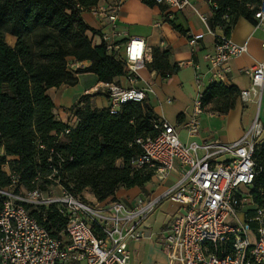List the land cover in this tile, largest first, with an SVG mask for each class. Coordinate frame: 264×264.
<instances>
[{"label":"built area","instance_id":"built-area-1","mask_svg":"<svg viewBox=\"0 0 264 264\" xmlns=\"http://www.w3.org/2000/svg\"><path fill=\"white\" fill-rule=\"evenodd\" d=\"M154 2L167 7L165 14L170 20L174 13L192 7L190 0ZM119 6L115 2L90 10L109 24L110 31L101 36L102 43L108 53L124 63L126 77L133 83L138 78L137 70L150 59V51L143 39L131 37L120 52L121 46L114 41L120 33L116 25ZM254 19L255 29L264 30V0H259ZM211 33L214 52L204 59L212 81L224 83L231 72L230 61L246 53L247 48L235 44L224 33ZM202 39V34L190 35L188 43L196 48ZM245 73L250 77V86L239 93V98L245 103L259 101L264 61ZM199 76L194 77L197 86ZM96 92L107 96L112 114L123 104L141 103L146 97L142 90L122 88L114 82L95 86L93 93ZM196 92L192 116L185 125L192 137L197 134L202 113V91ZM151 125L157 135L136 140L142 155L135 166L153 169L160 179L169 171H180V180L160 198L138 199L132 206L114 199L91 206L60 184L55 177L60 167L50 165L51 174L46 177L52 183L49 192L58 188V195L26 190L19 176L9 171V184L0 187V264H131L127 245L142 239L141 223L163 197L176 201L182 208L158 234L157 242L167 264H264V207L255 204L250 190L257 172L254 151L264 139L262 123L255 118L242 136L231 143L188 145L180 142L175 128L161 117L153 118ZM43 207H52L64 219L57 237L31 213L34 209L45 222Z\"/></svg>","mask_w":264,"mask_h":264},{"label":"trees","instance_id":"trees-1","mask_svg":"<svg viewBox=\"0 0 264 264\" xmlns=\"http://www.w3.org/2000/svg\"><path fill=\"white\" fill-rule=\"evenodd\" d=\"M98 1L0 0V150L4 151L0 154V187L9 184V177L2 170L6 165L19 176L26 190L46 193L52 185L46 177L55 166L61 169L55 177L67 191L84 202L87 200L81 194L87 191L99 203L113 197L119 189L144 190L153 176V169L135 166L142 155L136 140L157 135L151 125L157 116L146 97L141 103H125L112 114L109 108L97 109L90 104L100 92L86 94L72 111L78 123L70 129L55 118L54 104L47 95L50 88L74 83V75L67 70L68 58L89 61L88 67L77 68L74 74L91 72L100 82L110 83L126 74L122 61L108 53L103 43L93 45L86 36L88 31L96 33L84 23L80 13ZM144 2L156 5L154 0ZM209 2L211 30L220 27L228 36L239 17L255 23L259 0ZM166 17L164 21L186 34L174 23L175 18ZM6 34L16 38L13 48L5 42ZM147 67L166 78L177 71L168 66L167 52L157 49L152 51V62ZM237 95L234 86L212 82L202 92L201 108L225 114ZM253 159L257 172L251 196L257 206L264 207V139L255 148ZM60 160L63 162L58 166ZM50 208H41L45 222L40 214L33 210L31 213L57 237L64 219Z\"/></svg>","mask_w":264,"mask_h":264},{"label":"crops","instance_id":"crops-1","mask_svg":"<svg viewBox=\"0 0 264 264\" xmlns=\"http://www.w3.org/2000/svg\"><path fill=\"white\" fill-rule=\"evenodd\" d=\"M115 2L120 3L119 16L116 21L117 30L120 33L114 40L121 46L120 52L123 51L124 42L131 37H138L145 41L146 47L150 51V59L137 70L138 78L135 82L130 83L126 74L116 77L112 82L122 88H136L144 91L154 114L175 128L180 142L184 145L191 142L215 141L222 144L234 142L250 127L255 118L262 123V137L264 138V82L259 101L245 103L239 98V93L250 86V77L245 73V70L264 61L263 29H255L254 23L243 17L236 19L228 37L235 44L245 45L247 51L230 61L231 72L223 84L227 87L234 86L238 95L233 106L225 114L202 109V113L198 117L197 134L192 137L185 125L192 116L196 91L203 92L209 84L214 82L208 71L209 65L204 59L207 54L214 52L215 39L211 31L218 35L223 33L217 27L214 30L209 28L208 19L211 17L209 0H190L192 7L174 13V23L186 31L185 35L175 30L168 21H164L167 9L165 5L148 6L144 0H99L95 6L107 7ZM80 17L96 33L91 31L86 33L92 44L102 43L101 36L110 31L109 24L105 20L97 18L91 10L82 11ZM202 18H205L206 21H203ZM196 34H202L203 39L199 41L196 48H191L188 36ZM5 42L13 48L16 38L6 34ZM154 49L159 50L160 53L166 51L168 66L177 68V71L168 78L147 67L152 62ZM89 65V61L77 62L71 59L67 70L74 75V83H64L59 87L47 90V95L54 104L55 118L68 125L70 129L75 128L78 123V119L72 114V111L82 96L87 92L89 95H93L94 87L104 84L98 80L94 73L74 74L75 69L86 68ZM196 74L200 75L199 86L194 79ZM90 104L97 109L109 108L108 98L102 93L91 98ZM3 153L4 151L1 149L0 154ZM2 170L7 174L9 172L6 165L2 166ZM179 180L180 171L178 170L169 171L163 179H160L157 174H153L144 190L138 187L119 189L113 197L99 203L114 199L122 201L127 206H132L138 199L160 198ZM87 195L93 202L98 203L90 193ZM181 212L182 208L179 203L168 197H163L155 209L144 219L145 225L140 227L142 239L130 242L127 245L128 252L131 254L133 251L146 250L149 264L153 262L155 255L159 252L164 255L162 246L157 242L158 234ZM144 240H148V242L144 243ZM130 263L141 264L138 259L132 260Z\"/></svg>","mask_w":264,"mask_h":264},{"label":"rangeland","instance_id":"rangeland-1","mask_svg":"<svg viewBox=\"0 0 264 264\" xmlns=\"http://www.w3.org/2000/svg\"><path fill=\"white\" fill-rule=\"evenodd\" d=\"M70 60L71 59L68 58L67 61H66L67 62V67H68V65L70 66ZM46 193H48L47 195H51V194L58 195L59 194V189L58 188H52V190H50V192L48 190ZM87 193H88L87 191H84L81 195H82V197H84L85 200H87V202H89V204L91 206H94L96 203L91 200V197H88ZM74 197L77 198L78 200H82L78 196H74ZM31 210H34V209H31ZM240 218L242 219V216H240ZM142 225L143 226L145 225L144 222L141 223L140 227H142ZM143 242L147 243L148 240H144ZM147 253L148 252L146 250L145 251L140 250L138 252L133 251V252H131V254L129 253L130 254V256H129L130 257V262H132V260L138 259L141 262V264H149L147 262V258H148V254ZM159 253L155 255V258H154L153 262L150 263V264H167L166 255H165L164 251H163V253H164L165 256L161 252H159Z\"/></svg>","mask_w":264,"mask_h":264}]
</instances>
